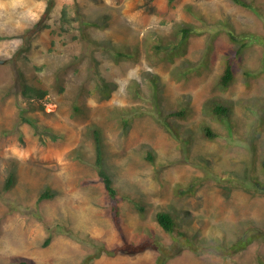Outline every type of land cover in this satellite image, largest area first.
Segmentation results:
<instances>
[{"label": "rangeland", "instance_id": "rangeland-1", "mask_svg": "<svg viewBox=\"0 0 264 264\" xmlns=\"http://www.w3.org/2000/svg\"><path fill=\"white\" fill-rule=\"evenodd\" d=\"M249 1L0 0V264H83L94 252L90 264H155L161 254L165 264H264V191L253 189L264 181V0ZM177 22L197 28L168 58L154 46ZM112 43L140 53L118 58ZM228 58L234 79L223 86ZM24 81L47 96L27 100ZM215 98L232 103L231 130L214 117ZM159 104L188 107L174 117L188 142L159 122ZM204 122L224 135L205 136ZM91 124L104 131L121 225ZM11 169L17 181L5 188ZM47 188L56 194L40 200ZM161 210L176 217L173 232L157 222Z\"/></svg>", "mask_w": 264, "mask_h": 264}, {"label": "trees", "instance_id": "trees-1", "mask_svg": "<svg viewBox=\"0 0 264 264\" xmlns=\"http://www.w3.org/2000/svg\"><path fill=\"white\" fill-rule=\"evenodd\" d=\"M236 3L253 8V4L249 0H234ZM92 24L96 26H104L99 23L98 21L92 22ZM197 26L192 22H177L174 26L173 32L171 35H169L167 39H163L160 41V43H156L154 46V50L157 52H164L165 56L168 58H173L175 55L181 53L185 46L187 45V39L196 32ZM232 38L236 39L237 37L232 33ZM245 41L240 45V48L238 49L239 52L242 50L243 46L245 45ZM115 50V56L118 58H133L136 55L140 53V46H124V45H117L116 43H112ZM150 77L152 78L153 84L155 85V88L158 87V79L157 75L150 74ZM234 79V64L232 62L231 58L227 59L225 70L221 76L220 82L223 86H228ZM23 86V96L29 100L33 101L35 99L43 100L47 96V90H45L42 87L36 86L32 83H29L27 81H24L22 83ZM104 90L105 92L110 93L113 89L110 87V84L104 82ZM138 91H141L140 87H137ZM210 102H214L212 105V113L214 117L219 120L220 122L224 123L226 126H228V130H231L235 126L234 118H233V112L234 107L231 102L224 101L222 99H210ZM160 107V104L158 105V108ZM188 107L183 106L182 108H176L172 109L168 113H164L161 108H159V117L158 120L161 122L165 128L171 132V134L179 141H187L188 140L182 135L179 127L175 123L174 117H186L188 114ZM203 132L205 136L209 138H215L219 137L221 135H224V133L220 132L219 130L215 129L211 124L209 123H203ZM88 135L93 140L94 146H95V166L97 168L98 174L101 177L102 181L104 182L106 191L108 193V196L110 200L114 199L118 195V189L116 188L114 184V179L112 175V171L109 167V164L107 162V150H106V143H105V136L103 128L99 124H91L88 126ZM81 156V155H80ZM145 158L150 161L157 170H161V167L157 162V156L155 154L154 150L147 149ZM262 170L264 172V158L261 161ZM232 175H230L231 177ZM17 181V171L15 169H11L6 181H5V188H11ZM194 187L193 184L189 185L188 189H191ZM181 191L185 192L186 190H183L181 186H179ZM249 188V187H247ZM251 188V187H250ZM252 189V188H251ZM255 192L264 191V181L256 179L253 187ZM55 191L52 188L45 189L40 194V200L44 198H51L55 195ZM143 205L140 206V208L143 210ZM111 212L113 214L114 219L116 220L118 225H121L122 223V216L120 213V208L117 203L113 202L111 203ZM156 219L159 225L168 232H173L177 226V220L174 216L173 212L170 210H161L157 212ZM66 230V229H63ZM68 232L72 233V230L68 228ZM54 236V233H50L48 237L46 238L44 245H48L52 238ZM118 246L115 248L109 249L106 247V251L108 254H116L118 252ZM100 252H94L90 253L86 256L83 264H90L93 259L100 256ZM167 261V257L165 255H159L155 264H165ZM18 264H35V261L29 258H21L19 260Z\"/></svg>", "mask_w": 264, "mask_h": 264}, {"label": "water", "instance_id": "water-1", "mask_svg": "<svg viewBox=\"0 0 264 264\" xmlns=\"http://www.w3.org/2000/svg\"><path fill=\"white\" fill-rule=\"evenodd\" d=\"M4 61H5L4 59H1V58H0V63H4Z\"/></svg>", "mask_w": 264, "mask_h": 264}]
</instances>
